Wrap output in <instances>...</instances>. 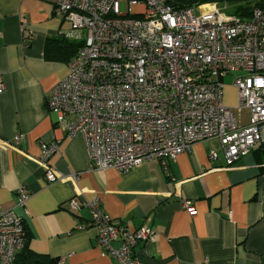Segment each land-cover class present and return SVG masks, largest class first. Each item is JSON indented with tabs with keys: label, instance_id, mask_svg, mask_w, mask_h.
<instances>
[{
	"label": "built area",
	"instance_id": "obj_1",
	"mask_svg": "<svg viewBox=\"0 0 264 264\" xmlns=\"http://www.w3.org/2000/svg\"><path fill=\"white\" fill-rule=\"evenodd\" d=\"M43 1L70 23L59 35L82 42L45 107L57 128L81 136L90 168L122 173L151 158L165 165L209 138L218 139L231 164L264 145V5L244 19L216 3L175 9L167 0ZM21 31L31 37L25 26ZM232 72L241 74L234 75L236 104L229 107L223 87ZM238 111L246 112L245 123ZM56 150L55 141L41 143L47 182L61 177L47 163ZM28 197L18 188L16 206L24 208ZM68 204L90 209L96 244L115 264H138L134 246L155 237L146 226L128 230L115 223L95 199ZM183 206L194 214L189 201ZM24 236L22 216L0 208V264H13Z\"/></svg>",
	"mask_w": 264,
	"mask_h": 264
},
{
	"label": "crops",
	"instance_id": "obj_2",
	"mask_svg": "<svg viewBox=\"0 0 264 264\" xmlns=\"http://www.w3.org/2000/svg\"><path fill=\"white\" fill-rule=\"evenodd\" d=\"M22 26L31 37L22 35ZM68 28L47 1L0 0V208L22 216L31 234L28 248L55 264H115L96 244L90 209L69 208L70 199H95L115 223L128 230L146 226L155 234L134 246L138 264H264L259 146L226 164L218 139L209 138L165 165L151 158L122 173L90 168L81 136L57 128L45 107L52 86L67 72L66 61L45 59V43ZM237 114L245 123L246 112ZM53 141L57 150L47 163L61 177L47 182L39 156L41 143ZM18 188L29 194L24 208L16 206ZM80 224L85 227L77 229Z\"/></svg>",
	"mask_w": 264,
	"mask_h": 264
},
{
	"label": "trees",
	"instance_id": "obj_3",
	"mask_svg": "<svg viewBox=\"0 0 264 264\" xmlns=\"http://www.w3.org/2000/svg\"><path fill=\"white\" fill-rule=\"evenodd\" d=\"M167 3L175 9L194 7L205 3H216L223 7V11L241 18H248L255 7L264 5V0H167ZM82 45L81 41L69 40L63 36L47 38L44 57L46 60L68 62ZM264 152V145H259ZM31 234L25 227L24 244L16 254L15 264H55V260L45 254L30 250L27 246Z\"/></svg>",
	"mask_w": 264,
	"mask_h": 264
},
{
	"label": "rangeland",
	"instance_id": "obj_4",
	"mask_svg": "<svg viewBox=\"0 0 264 264\" xmlns=\"http://www.w3.org/2000/svg\"><path fill=\"white\" fill-rule=\"evenodd\" d=\"M125 9L124 3L120 4V11H123ZM70 28V23L66 21ZM68 28V29H69ZM241 74V72H232L231 74L227 75L224 78V87H223V99L224 103H231L232 107L236 104V90L232 86V81L234 78V75Z\"/></svg>",
	"mask_w": 264,
	"mask_h": 264
}]
</instances>
